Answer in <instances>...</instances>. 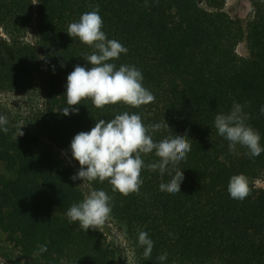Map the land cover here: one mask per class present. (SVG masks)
<instances>
[{"label": "trees", "instance_id": "trees-1", "mask_svg": "<svg viewBox=\"0 0 264 264\" xmlns=\"http://www.w3.org/2000/svg\"><path fill=\"white\" fill-rule=\"evenodd\" d=\"M225 0H0V89H24L38 74L44 87L41 133L7 124L0 130V231L30 264H118L99 229L85 232L69 222L67 210L83 197L73 173L51 151L36 146L40 137L71 156L70 143L96 120H110L124 111L141 114L146 125L159 123V141L187 131L191 151L177 167L184 173L180 191L159 190L172 176L144 168L139 193L113 192L107 180L89 182L113 198L111 215L122 222L137 264H264V152L250 156L247 148L219 136L215 116L240 103L248 123L264 146V0H252L245 25L224 10ZM99 7L102 31L127 49L116 64L133 65L155 101L139 108L124 103L96 108L84 99L78 113L63 115L67 106V75L74 66L91 65L84 54L94 49L67 34L68 25ZM34 19L36 39L23 35ZM245 41L247 56L237 54ZM63 63V67L61 64ZM168 126H167V124ZM20 130L23 135H19ZM18 136V137H17ZM210 137V138H209ZM240 149V150H239ZM145 163L158 161L155 153ZM171 168V166H169ZM248 176L251 194L243 201L227 191L230 177ZM174 175V170L172 171ZM154 241L145 259L138 234ZM41 245L47 250L39 251ZM167 253L163 262L158 257ZM1 254L4 253L1 250Z\"/></svg>", "mask_w": 264, "mask_h": 264}, {"label": "clouds", "instance_id": "clouds-1", "mask_svg": "<svg viewBox=\"0 0 264 264\" xmlns=\"http://www.w3.org/2000/svg\"><path fill=\"white\" fill-rule=\"evenodd\" d=\"M102 28L103 19L98 6L68 25L66 32L70 37L79 38L80 42L94 50L83 56L90 68L77 64L67 75V106L61 109L63 115L78 113V107L74 106L84 99H90L96 108L121 102L139 108L155 101L154 94L144 87L143 75L138 68L126 64L117 68L116 64L110 62L118 60L121 53L126 54L128 49L118 40L108 39ZM61 66H64L63 63ZM260 112L264 114V106ZM248 120L244 107L233 102L229 112H220L215 116L214 127L218 135L229 142L230 151L235 152L236 146L240 145L247 148L250 156H259L264 152L261 135ZM7 124L8 118L0 114V130L6 133ZM161 128L159 123L146 125L141 114L128 111L110 120H96L90 131H80L71 140V156L80 165L71 179L99 180L101 183L107 180L113 192L128 196L139 193L143 184L141 172L147 168L150 171L159 170L161 175L168 172L172 176L169 182L159 185L160 191L170 194L181 192L184 173L177 165L186 159L192 144L187 131L156 141L153 134ZM19 135H23L21 130ZM153 152L159 160L146 164L143 157ZM227 191L232 199L243 201L252 191L248 176L244 173L232 175ZM112 208L113 198L105 190L98 189L90 191L80 202L73 203L66 215L70 223L78 221L80 228L87 232L90 228H101L110 218ZM138 243L144 248L145 259H149L154 241L146 231L139 232ZM46 250V245L39 247L40 252ZM167 255H160L158 260L165 261ZM173 264L177 262L173 261Z\"/></svg>", "mask_w": 264, "mask_h": 264}, {"label": "rangeland", "instance_id": "rangeland-1", "mask_svg": "<svg viewBox=\"0 0 264 264\" xmlns=\"http://www.w3.org/2000/svg\"><path fill=\"white\" fill-rule=\"evenodd\" d=\"M224 10L232 18L240 19L245 25L252 18V0H225ZM0 37H7L2 27H0ZM22 39L25 42H33L36 39V23L34 19L27 27ZM236 52L242 57L247 56L245 41L237 44ZM44 106V87L38 74L33 75L32 82L24 89H0V114L5 115L8 118V123L18 129L37 135L41 133L43 131L42 115ZM36 147L41 150L51 151L72 171L73 175L78 172L79 167L75 161L68 156L62 147L50 141L46 136L42 135L40 137ZM0 168L7 176H10L9 171L3 165H0ZM76 183L82 190V199L93 190L87 181L77 179ZM255 184L257 187H264V173L256 179ZM80 201L81 199H77L76 203ZM100 230L106 237L110 252L116 263L137 264L136 255L126 233V228L120 220L111 215ZM1 250L4 255L1 254ZM0 264H30L20 254L18 249L9 243L2 231H0Z\"/></svg>", "mask_w": 264, "mask_h": 264}]
</instances>
